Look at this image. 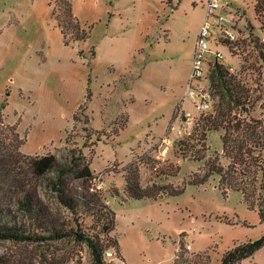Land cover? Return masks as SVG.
<instances>
[{
	"label": "rangeland",
	"instance_id": "obj_1",
	"mask_svg": "<svg viewBox=\"0 0 264 264\" xmlns=\"http://www.w3.org/2000/svg\"><path fill=\"white\" fill-rule=\"evenodd\" d=\"M68 1L73 24L62 13V0H0V120L17 128L22 155H54L57 170L75 159L93 171L92 188L115 214L120 259L115 255L108 264H221L229 250L264 236L256 210L240 193L223 195L217 177L201 186L185 184L206 175L210 158L229 164L220 138L224 132L207 133L206 158L199 160L194 149L178 150L175 141L181 138L170 130L183 112L195 117V126L222 103L210 76L209 112L197 113L186 97L208 0ZM257 1H225L237 41L221 40L212 49L222 53L219 63L247 87L254 102L250 117L260 120L264 4L257 9ZM76 23L78 29L72 27ZM240 115L234 110L231 117ZM171 134L173 144L162 157L163 138ZM57 170L36 180L23 161L14 173L0 172V218L12 221L20 215L21 192L14 181L36 186L54 213L69 216L50 187ZM134 181L142 188L168 185L184 192L157 200L108 195L111 190L122 194ZM70 182L80 183L73 177ZM83 223L97 227L91 217ZM26 247L0 241V257L18 259ZM69 264H92L88 250ZM241 264H264V248Z\"/></svg>",
	"mask_w": 264,
	"mask_h": 264
},
{
	"label": "trees",
	"instance_id": "obj_2",
	"mask_svg": "<svg viewBox=\"0 0 264 264\" xmlns=\"http://www.w3.org/2000/svg\"><path fill=\"white\" fill-rule=\"evenodd\" d=\"M61 3L63 15L73 24L75 20L69 1L62 0ZM261 4L264 1H257V9L262 8ZM72 27L78 29V24ZM210 78L213 90L221 96L219 109L203 118L201 116L191 135L175 142H178L179 151L185 153L194 149V157L198 155L199 160H204L207 133L223 131L220 138L224 157L229 164L221 165L217 156L210 158L206 163V175L185 184L201 186L209 178L217 177L218 189L223 195L228 192L240 193L248 208L256 210L264 225V119L250 117L254 108L253 98L247 87L225 66L216 62L211 68ZM234 110L241 113L239 118L231 117ZM23 145L17 128L0 120V172L9 170L14 173L15 166L23 161L28 162L32 177L36 180L57 170L58 161L54 155L28 158L19 151ZM72 177L80 181L77 187L71 186ZM94 180L95 174L90 167H81L75 163V159L70 166L57 170L50 187L57 194L59 205L69 216L54 213L44 203L36 186L32 187L25 181H14L21 192L18 198L20 215L12 221L0 218V241L25 245L26 253L18 259L0 257V264H69L80 255L83 248L88 250L92 264H108L106 253L110 250L120 259L119 243L113 235L115 214L107 205L106 197L92 188ZM183 192L184 187L178 189L168 185H153L142 188L134 181L127 182L123 195L116 190H111L108 195L122 201L126 198L157 200L163 196L175 197ZM87 217L96 220L97 227L85 228L83 222ZM262 248L264 236L229 250L224 254L221 264H241Z\"/></svg>",
	"mask_w": 264,
	"mask_h": 264
},
{
	"label": "built area",
	"instance_id": "obj_3",
	"mask_svg": "<svg viewBox=\"0 0 264 264\" xmlns=\"http://www.w3.org/2000/svg\"><path fill=\"white\" fill-rule=\"evenodd\" d=\"M226 0H208L206 3V17L202 24L197 38L193 62L189 79L186 83V97L193 101L194 109L199 114L207 113L212 108L211 93L209 92V76L212 66L223 58V55L216 46L221 40L231 43L237 41L238 31L235 29L236 23L231 15L224 12L229 5ZM213 59V62L210 59ZM195 117L191 113L183 112L179 118V124L171 126L175 139L185 138L191 135ZM173 136L166 135L163 138L166 148L161 152L164 157L169 150V145L173 144ZM190 248V247H189ZM107 262H115L113 251L106 253Z\"/></svg>",
	"mask_w": 264,
	"mask_h": 264
}]
</instances>
